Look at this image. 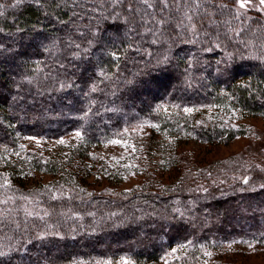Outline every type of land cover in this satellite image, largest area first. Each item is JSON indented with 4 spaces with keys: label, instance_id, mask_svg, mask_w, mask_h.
<instances>
[{
    "label": "trees",
    "instance_id": "16d2710c",
    "mask_svg": "<svg viewBox=\"0 0 264 264\" xmlns=\"http://www.w3.org/2000/svg\"><path fill=\"white\" fill-rule=\"evenodd\" d=\"M259 15L235 0H0V264H157L172 249L171 264H200L212 245H263L253 164L207 187L200 173L160 195H97L22 145L102 143L144 122L231 141L242 133L207 110L264 116ZM25 165L50 180L24 187Z\"/></svg>",
    "mask_w": 264,
    "mask_h": 264
},
{
    "label": "rangeland",
    "instance_id": "374dc122",
    "mask_svg": "<svg viewBox=\"0 0 264 264\" xmlns=\"http://www.w3.org/2000/svg\"><path fill=\"white\" fill-rule=\"evenodd\" d=\"M235 3L238 11L253 10L264 20V6L260 0H235ZM241 3L245 6L241 7ZM185 99L183 96L181 101ZM192 108L193 105L180 113L170 110L185 117L194 111ZM164 110L162 108L161 112ZM207 111L211 115L214 112L219 114L218 118L222 120L218 124L233 127L242 134L229 142L223 141L221 134V138L208 143L193 134H175L156 123L144 122L127 126L125 133L102 143L88 145L74 132L52 141L24 138L22 145L25 155L26 152L44 155L57 169H64L61 177L73 178L75 184L97 195L134 190L160 195L168 192L176 181L184 180L185 176L190 179L195 176L199 180L200 173H204L201 185L207 187L216 181L215 176L222 167H232L236 161L235 167L255 165L257 180H261L264 176V116L245 115L231 105L220 109L212 107ZM28 168L25 165L21 177L24 187L50 180L49 176ZM174 251H167L157 264L175 261L179 253L176 255ZM198 261L200 264H264V244L231 242L212 245L205 249Z\"/></svg>",
    "mask_w": 264,
    "mask_h": 264
},
{
    "label": "snow or ice",
    "instance_id": "6c2138e0",
    "mask_svg": "<svg viewBox=\"0 0 264 264\" xmlns=\"http://www.w3.org/2000/svg\"><path fill=\"white\" fill-rule=\"evenodd\" d=\"M17 2H19V0H17ZM260 4H261L262 6H264V0H260ZM240 6H241V7H244L245 4H244V3H241ZM77 135H79V133H77Z\"/></svg>",
    "mask_w": 264,
    "mask_h": 264
}]
</instances>
